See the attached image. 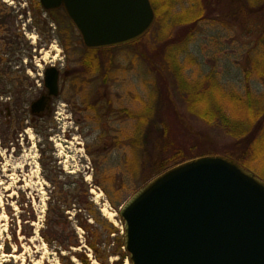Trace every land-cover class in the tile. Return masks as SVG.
Instances as JSON below:
<instances>
[{
  "label": "rangeland",
  "instance_id": "obj_1",
  "mask_svg": "<svg viewBox=\"0 0 264 264\" xmlns=\"http://www.w3.org/2000/svg\"><path fill=\"white\" fill-rule=\"evenodd\" d=\"M34 1L0 0V15L5 16L0 28V103L3 110L10 103L11 111L8 121L0 118V264H82L78 255L101 264L87 240L100 239V250L113 249L120 232L111 229L122 232L119 208L156 176V154L168 139L186 150V130L213 143L209 155L232 149L231 138L187 113L177 95L158 98V73L148 63H157L158 55L153 58L149 51L158 43L157 32L165 38L172 31L179 38L171 50L186 81L211 75L224 99L244 95L245 69L252 59L264 60V5L261 0H204L205 19L197 21L187 38L182 37L184 27L161 32L153 26L141 45L99 54L100 71L85 74L80 62L86 49L64 11L40 7L33 12ZM193 1L174 0L168 25L197 7ZM50 65L60 73L59 95L37 118L29 106L44 93L43 73ZM21 76H28L31 85L19 99L10 81L17 85ZM247 86L253 98L264 100L255 71ZM14 104L20 105L19 113ZM170 104L179 111L183 131L164 115ZM219 105L231 113L224 101ZM73 182L87 189L80 195L88 205L82 202L80 210L72 205L58 215L56 206L68 205L62 203V188ZM107 261L114 264L117 257Z\"/></svg>",
  "mask_w": 264,
  "mask_h": 264
},
{
  "label": "water",
  "instance_id": "obj_2",
  "mask_svg": "<svg viewBox=\"0 0 264 264\" xmlns=\"http://www.w3.org/2000/svg\"><path fill=\"white\" fill-rule=\"evenodd\" d=\"M62 8L86 49L129 44L153 26L149 0H38ZM44 69L32 116L59 95ZM128 264H264V180L224 155L196 157L156 175L119 208Z\"/></svg>",
  "mask_w": 264,
  "mask_h": 264
},
{
  "label": "trees",
  "instance_id": "obj_3",
  "mask_svg": "<svg viewBox=\"0 0 264 264\" xmlns=\"http://www.w3.org/2000/svg\"><path fill=\"white\" fill-rule=\"evenodd\" d=\"M35 1L33 3L34 7H32L33 12L34 10L41 9L39 2ZM149 1L155 14L153 26L161 32L162 29L168 28L171 30V28L175 26L184 27L182 30V37L184 38L189 36V33L193 30L195 24L198 23L197 21L205 19L204 11L206 8H204V6L208 3L204 2V0L193 1L192 3H195L197 7L195 6L194 9L192 8L190 10H186L183 14L177 16L176 18H172V20H169L171 22L168 25V11L173 6L174 0ZM260 3L261 5H264V0H261ZM4 17V15H0V28L4 25ZM150 30L141 38L126 45L95 50L85 48L86 54L82 57L80 62L83 73H98L100 71L99 54L110 53L116 50L118 51L119 49L127 46L137 47L141 45V42L144 39L147 38V35L151 32ZM171 32H169L165 38L160 37L161 33L157 32L156 36H159L157 39L158 43L155 48L149 50L153 58H156L154 55H158V58L154 59L157 60L156 65L153 64L154 62H151L150 60L148 61L152 70L158 73V86L160 87L158 98L162 99L163 97V99H167L171 93L177 95L184 104V109L187 113L196 115L204 121L205 125L216 127L233 140L231 152H229V150L227 152H222L224 155L230 157L246 169L253 171L258 177L264 180V100L253 98V95L247 86L253 71L256 72V76L261 80L262 85L264 86V60L260 58L256 60L252 59L249 66L245 69L246 72L244 79L246 82V90L244 95L233 93L227 95V98L224 99L225 97L220 93L218 87L216 86L217 84L211 75L206 76L199 82L191 83L185 80L183 76L184 71L174 59L175 57H173L171 50L173 44L179 43V38L176 37L178 40L174 38L175 35L173 36V33ZM164 41H168L169 45H165L163 43ZM10 83L14 86L13 80H11ZM30 85L31 81L28 76H23L17 81V85L15 87L19 99H22V97L25 96L26 89L30 88ZM221 101H224L228 106H230L231 113L229 115L226 113V110L219 105ZM165 111L164 115L168 118V121L172 120L174 121V124L178 122L180 129H182L179 111L171 104ZM156 112L158 113L159 109H156ZM180 114L183 115L182 112H180ZM168 126L170 127V124H168ZM168 126L165 125V129H167ZM185 132L188 139H190L189 147H187L186 150H184L182 145L174 144L172 141H169V139L165 145L162 147L160 145L161 151L156 154L155 158V175L187 160L211 154L212 150L210 145H213V143H208L205 137H198L190 131L185 130ZM201 145L205 148L203 149ZM168 150H170L171 153H167ZM260 167L263 168L260 170ZM257 168H259V170H257ZM84 191H87V189H82V187L80 188L77 182L65 185L62 188V193H64V197H66V199L62 203H68V205H57L56 207H59L57 214L61 215L63 213V209L69 210L72 205L77 206L78 210H80L82 202L86 204V200L82 198V195H80V192L84 193ZM86 193H88V191ZM86 193L84 194L86 195ZM81 199H83V201ZM118 221L120 225H122L119 218ZM78 224H80L83 230L88 231L85 223L81 225V223L78 222ZM111 230L117 235H119L120 232V236L114 239V250L112 249L108 251V249L105 250L104 248L100 250L99 244L102 242L100 239L97 242H91L88 239L86 244L92 251L93 258L98 263L109 264L107 259L111 256H115L117 257V261H115L114 264H122L127 257L126 253L122 249L123 236L121 234V230ZM108 234L109 231L106 234L107 237ZM100 253H103L102 257H100ZM77 258L82 264H90L88 258L84 255H78Z\"/></svg>",
  "mask_w": 264,
  "mask_h": 264
},
{
  "label": "flooded vegetation",
  "instance_id": "obj_4",
  "mask_svg": "<svg viewBox=\"0 0 264 264\" xmlns=\"http://www.w3.org/2000/svg\"><path fill=\"white\" fill-rule=\"evenodd\" d=\"M8 70H9V69H6V70L4 71V73H5L6 75L10 76ZM5 74H4V75H5ZM20 78H22V76L19 77V79H20ZM19 79H18V80H19ZM13 82H14V88H16V87H15V86H16V81L13 80ZM6 84L10 86V83H5V86H6ZM5 97H6V96H5ZM6 98H10V97H6ZM2 106H3V105L0 103V118H3L4 121H8L9 118L11 117L10 103L4 105V108H5L4 110L1 109ZM14 108H15V112H16V113H19V111H20V110H19V109H20V105L17 106L16 104H14ZM4 111H5V114H4ZM39 117H41V116H39ZM39 117H37V118H39Z\"/></svg>",
  "mask_w": 264,
  "mask_h": 264
},
{
  "label": "bare ground",
  "instance_id": "obj_5",
  "mask_svg": "<svg viewBox=\"0 0 264 264\" xmlns=\"http://www.w3.org/2000/svg\"><path fill=\"white\" fill-rule=\"evenodd\" d=\"M127 263V262H126Z\"/></svg>",
  "mask_w": 264,
  "mask_h": 264
}]
</instances>
